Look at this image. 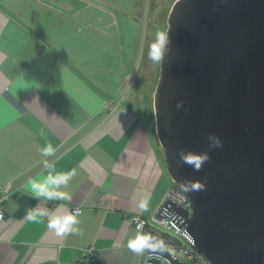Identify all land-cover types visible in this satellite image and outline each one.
<instances>
[{
  "label": "crops",
  "instance_id": "obj_1",
  "mask_svg": "<svg viewBox=\"0 0 264 264\" xmlns=\"http://www.w3.org/2000/svg\"><path fill=\"white\" fill-rule=\"evenodd\" d=\"M67 1L0 0V264H88L90 248L94 264H140L127 248L137 234L130 219L149 217L170 182L152 109L158 66L138 69L135 55L113 51L105 5L94 14L95 5ZM140 89L150 90L149 105ZM49 142L56 170H76L61 189L71 202L36 200L27 186L47 175L39 149ZM37 205L80 207V234L58 237L47 219L28 221Z\"/></svg>",
  "mask_w": 264,
  "mask_h": 264
},
{
  "label": "water",
  "instance_id": "obj_2",
  "mask_svg": "<svg viewBox=\"0 0 264 264\" xmlns=\"http://www.w3.org/2000/svg\"><path fill=\"white\" fill-rule=\"evenodd\" d=\"M166 32L155 136L192 217L173 207L210 264H264V0H176ZM210 134L223 147L210 148ZM181 150L210 160L196 171Z\"/></svg>",
  "mask_w": 264,
  "mask_h": 264
},
{
  "label": "clouds",
  "instance_id": "obj_3",
  "mask_svg": "<svg viewBox=\"0 0 264 264\" xmlns=\"http://www.w3.org/2000/svg\"><path fill=\"white\" fill-rule=\"evenodd\" d=\"M171 39L169 32L158 31L155 34V40L149 46L148 58L156 65L161 66L166 55L170 52ZM183 102L177 104V108L182 107ZM210 148L223 147L220 139L214 134L207 137ZM57 149L49 142L43 148L39 149L43 159L44 169L47 175H41L38 178H29L27 186L36 200L43 201H72V195L67 191H62V188H67L70 181L76 175V170L72 169L67 172L56 170L55 163L47 159L56 154ZM180 162L192 166L194 170L201 171L202 166L210 160L208 152L200 154L185 153L184 150L179 152ZM204 189V184L195 183L191 185L190 190L200 191ZM63 205H58L57 212ZM141 211H148V197L145 196L138 205ZM82 215L80 208L75 211H65L63 214L52 213L47 208H42L39 205L29 210L26 214V219L33 223H42L47 219V227L50 231H54L58 237H66L68 235H79L80 228L79 216ZM129 251L136 255H142L145 251L150 253L171 252L163 240L157 239L151 233H143L138 226L137 234L134 238L127 242ZM157 258H159L157 256Z\"/></svg>",
  "mask_w": 264,
  "mask_h": 264
},
{
  "label": "rangeland",
  "instance_id": "obj_4",
  "mask_svg": "<svg viewBox=\"0 0 264 264\" xmlns=\"http://www.w3.org/2000/svg\"><path fill=\"white\" fill-rule=\"evenodd\" d=\"M61 4H68L67 0H56ZM76 5H95L94 14L101 13L100 5L103 6L105 15L108 17L110 22V29L112 37L115 41L112 43L113 51L116 52L118 56H121L119 50L124 49V54H126L127 60L133 58L135 55V63L138 69L147 68L146 70H154L157 66L148 58L149 46L155 40V34L158 31L167 30V20L168 15L176 0H69ZM110 5V6H108ZM114 5L116 7H113ZM99 9V10H98ZM103 13V14H104ZM117 17L123 18V25L127 31V40L123 35V28L119 24V30H116V20ZM118 21V19H117ZM126 21V25L124 24ZM119 23V21H118ZM115 25V26H114ZM119 31V33H118ZM122 32V34H121ZM121 34L122 45L118 41L119 35ZM127 46H125L126 42ZM120 46V47H119ZM137 47V48H136ZM133 48V50H132ZM136 51V54H135ZM160 66H158L159 71ZM144 70V69H143ZM144 77V75H143ZM141 77V79H143ZM159 77V72H158ZM142 81V80H141ZM139 81H137L138 83ZM158 83V78L156 86ZM131 85H128L130 87ZM137 88H140L139 84H136ZM155 86V88H156ZM142 97L145 99L149 105L150 90L145 92ZM131 91V90H130ZM145 119L148 120L146 113L144 112ZM152 122V118H151ZM152 125V123H151Z\"/></svg>",
  "mask_w": 264,
  "mask_h": 264
},
{
  "label": "built area",
  "instance_id": "obj_5",
  "mask_svg": "<svg viewBox=\"0 0 264 264\" xmlns=\"http://www.w3.org/2000/svg\"><path fill=\"white\" fill-rule=\"evenodd\" d=\"M173 206L187 212L188 218L192 217V201L170 180L161 202L149 217L136 215L130 219L131 225L137 231L138 226H140L143 233H151L157 239L163 240L167 247L171 249V252H168L169 257L162 253L153 254L145 251L142 254L140 264H173L174 262L180 264H210L204 254L196 249L194 238L188 232L186 226H182L185 221L183 216ZM76 208L80 207H75L72 211H75ZM3 218L4 213L0 212V221ZM84 255L89 259L88 264H94L97 258L94 248L85 251Z\"/></svg>",
  "mask_w": 264,
  "mask_h": 264
}]
</instances>
